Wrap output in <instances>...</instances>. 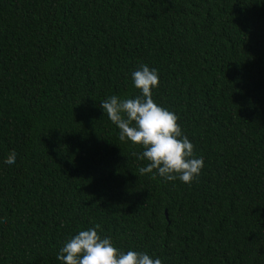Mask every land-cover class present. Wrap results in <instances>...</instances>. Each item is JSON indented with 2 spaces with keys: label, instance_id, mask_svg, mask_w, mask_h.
I'll return each mask as SVG.
<instances>
[{
  "label": "trees",
  "instance_id": "16d2710c",
  "mask_svg": "<svg viewBox=\"0 0 264 264\" xmlns=\"http://www.w3.org/2000/svg\"><path fill=\"white\" fill-rule=\"evenodd\" d=\"M141 64L204 157L190 186L141 175L100 107ZM97 224L162 264H264V0H0V264H63Z\"/></svg>",
  "mask_w": 264,
  "mask_h": 264
},
{
  "label": "clouds",
  "instance_id": "9594fccd",
  "mask_svg": "<svg viewBox=\"0 0 264 264\" xmlns=\"http://www.w3.org/2000/svg\"><path fill=\"white\" fill-rule=\"evenodd\" d=\"M131 76L141 95L127 99L112 95L100 101V107L118 127L121 141L130 140L143 148L142 152L133 153L148 162L146 167L139 168L141 175L152 173L153 179L159 175L166 181L179 179L190 186L198 181L205 160L196 156L195 146L182 131L179 117L154 101L153 89L160 85L158 69L141 64ZM16 157L13 150L4 162L14 165ZM100 228L97 224L70 237L57 259L63 264H162L160 258L153 259L145 252L121 251L110 236L98 233Z\"/></svg>",
  "mask_w": 264,
  "mask_h": 264
},
{
  "label": "water",
  "instance_id": "95a60500",
  "mask_svg": "<svg viewBox=\"0 0 264 264\" xmlns=\"http://www.w3.org/2000/svg\"><path fill=\"white\" fill-rule=\"evenodd\" d=\"M167 215V214H166Z\"/></svg>",
  "mask_w": 264,
  "mask_h": 264
}]
</instances>
